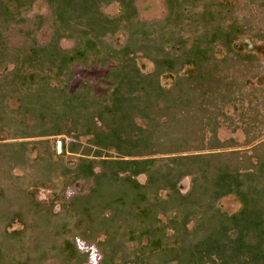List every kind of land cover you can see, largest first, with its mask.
<instances>
[{
	"label": "trees",
	"instance_id": "obj_1",
	"mask_svg": "<svg viewBox=\"0 0 264 264\" xmlns=\"http://www.w3.org/2000/svg\"><path fill=\"white\" fill-rule=\"evenodd\" d=\"M61 1L57 20L92 31L0 73V264H264V0H164L149 22L131 0ZM97 63L107 93L71 89L74 66Z\"/></svg>",
	"mask_w": 264,
	"mask_h": 264
},
{
	"label": "rangeland",
	"instance_id": "obj_2",
	"mask_svg": "<svg viewBox=\"0 0 264 264\" xmlns=\"http://www.w3.org/2000/svg\"><path fill=\"white\" fill-rule=\"evenodd\" d=\"M131 1L135 16L145 22L163 19L165 17L166 10L164 0ZM179 1L184 3L183 0ZM18 5L19 8L21 7L20 13L13 15L0 13V73L2 72V67L4 65H6L9 69H11L13 65H26V62L23 59V55L26 54L24 52V48H27L32 43H49L56 36L70 34L71 36H64L59 41L61 48L70 49L75 46V42L77 40L75 38L77 35H79V29H86V32L92 31V29H90L83 23V21L80 20H57L55 9L61 10L63 8L61 0H18ZM120 9V4L116 1H112L109 5L102 7L103 13L107 14L110 18L117 17L121 13ZM165 24H169V22ZM115 31L121 34V32L117 31V29ZM89 33L92 34L91 32ZM118 33L115 35H118L119 38H122V36ZM85 37H87L86 33ZM139 54H141V52H139ZM138 62V66L143 67L142 70L144 72L150 71L152 69V63L150 60L142 58L139 59ZM74 69V74L71 80V89H74L83 81H87L94 93L99 95L107 93V90L104 88L103 84L106 83L105 76L107 70L105 67L97 63L90 68H83L82 66L76 64ZM260 80L262 81V78H260ZM261 81L253 82L250 85V88L262 84ZM161 82L164 87H169L170 85V79L166 80L162 78ZM227 113L228 115L232 116L233 119L237 118V111L232 106L227 108ZM259 119L264 121V114H262ZM262 131H264V129H262ZM228 137H233L239 142L243 141L245 138L244 133L240 130V128L232 132L227 125H224L219 130V138L224 140ZM256 141L258 142L259 140ZM56 149L57 152H60L61 150V142L59 140L56 141ZM245 149H248V155L252 152L251 148ZM252 161L255 163L256 158H252ZM262 175H264V173H262ZM143 179V176L139 177L140 181H143ZM182 185L183 187H187L188 179H184L182 181ZM219 206H221L222 209L226 211L235 212L240 209L241 202L236 195H230L221 199ZM76 241L78 246L83 245L81 240L76 239ZM97 257V254L92 251L89 264H96Z\"/></svg>",
	"mask_w": 264,
	"mask_h": 264
}]
</instances>
